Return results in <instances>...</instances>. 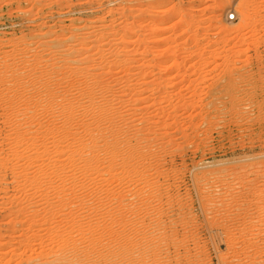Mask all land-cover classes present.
<instances>
[{
    "label": "rangeland",
    "instance_id": "374dc122",
    "mask_svg": "<svg viewBox=\"0 0 264 264\" xmlns=\"http://www.w3.org/2000/svg\"><path fill=\"white\" fill-rule=\"evenodd\" d=\"M73 260L264 264V0H0V264Z\"/></svg>",
    "mask_w": 264,
    "mask_h": 264
},
{
    "label": "bare ground",
    "instance_id": "6f19581e",
    "mask_svg": "<svg viewBox=\"0 0 264 264\" xmlns=\"http://www.w3.org/2000/svg\"><path fill=\"white\" fill-rule=\"evenodd\" d=\"M228 15H229V14H228ZM73 152H74V151H73ZM71 153H72V151H71ZM75 153H76V152H75ZM72 154H73V153H72ZM68 157H69V155L67 156V158H68ZM70 158H71V157H70ZM70 158H69V159H70ZM69 159H68V160H69ZM66 162H67V161H66ZM67 241H68V240H67ZM66 243H67V242H66ZM67 245H71V246L73 247L74 244L72 245V244H69V243H68ZM71 255H72V253H71ZM66 258H67V257H66ZM66 264H77V263H76L75 260H73L72 262L66 261Z\"/></svg>",
    "mask_w": 264,
    "mask_h": 264
},
{
    "label": "built area",
    "instance_id": "2783aa9c",
    "mask_svg": "<svg viewBox=\"0 0 264 264\" xmlns=\"http://www.w3.org/2000/svg\"><path fill=\"white\" fill-rule=\"evenodd\" d=\"M227 20L230 21V22H233L235 20V15L234 14H229L227 16Z\"/></svg>",
    "mask_w": 264,
    "mask_h": 264
}]
</instances>
